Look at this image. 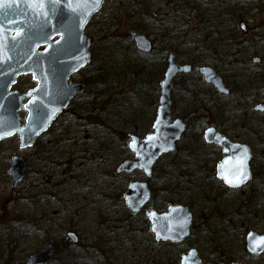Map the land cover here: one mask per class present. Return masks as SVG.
Masks as SVG:
<instances>
[{"label":"rangeland","instance_id":"374dc122","mask_svg":"<svg viewBox=\"0 0 264 264\" xmlns=\"http://www.w3.org/2000/svg\"><path fill=\"white\" fill-rule=\"evenodd\" d=\"M196 0H104L100 10L90 18L85 33L90 37V48L95 49V64L87 65L82 70L73 74L70 81L78 82L81 78L93 72L98 65H119L124 60L146 63L151 56H145L132 48L131 36L133 31L149 36L156 45H160L159 32L149 19L141 13L155 16L161 26L172 27V43L180 51L181 61L188 62L190 43L197 32L204 28L201 25L202 16L197 14L209 9L212 13L217 8L219 1H199V12L196 13ZM247 17L241 20L246 27L243 34H239L235 41L250 40L257 46V52L247 53L249 60L253 56L262 59L259 64H251L250 69L262 72L264 70V41L258 36H264V0H247ZM208 8H207V7ZM253 6H258L254 11ZM202 36L207 33L203 29ZM229 32L227 31L226 34ZM218 34L212 37L217 38ZM176 51V50H174ZM156 49L153 54H157ZM198 53V51H196ZM200 58L196 66L209 65L225 77L235 64L225 59L224 64L209 51H200ZM167 52H163L164 58ZM226 58V57H223ZM159 65L158 61H155ZM251 63V62H249ZM198 89L206 90L202 81H198V74L190 77ZM182 76L175 80L178 89ZM36 85L30 75L18 78L15 89L20 92L28 91ZM262 88L263 84L247 87ZM132 79L128 75L119 79L105 89L84 91L70 102L56 121L45 133L37 138L30 148L19 149L18 136L14 135L0 142V264H25V260L42 248L47 241H56L66 237V232L73 230L79 237H83L84 245L100 243L104 240L110 242L115 252L99 255L92 248L86 247L88 252L81 255L84 260L78 264H178L181 256L189 248L197 250L204 264H264V253L260 256H250L245 251V235L248 230L258 233L264 232V114L253 111V105L264 103V90L254 91L251 99L244 105L231 107L233 97L217 98L216 107L228 108L221 117L210 115L202 118L195 124H190L193 131L199 132L208 126H215L229 138L243 141L252 145L253 157L251 160L254 172H259L262 178H254L248 184L230 189L218 180L210 183L211 194L209 201L194 198L190 209L194 220L191 234L186 242L159 243L154 240L150 225H143V215H137L134 222L138 231L124 233L119 224L111 219L104 220L99 227L97 214L101 210L98 204L91 205L82 213L84 207L90 203L93 193L102 192L108 183V178L114 175L117 165L126 158H132V153L127 148L128 139H123L121 132H128L130 123L136 110L148 113L156 110L158 104L148 101L146 105L142 100H134L132 92ZM252 90L248 89L247 93ZM203 96L206 93L203 92ZM210 96V95H209ZM175 95H172L174 98ZM87 98V100H86ZM108 104L101 110L104 103ZM173 116H179L181 106L176 103ZM95 107L92 114L82 112L81 107ZM155 112V111H154ZM24 120L26 111H21ZM101 116V119H100ZM225 121V124H222ZM242 124H246L243 127ZM141 124H139L140 126ZM123 126L125 128H120ZM151 128L148 129V131ZM139 136L143 134L135 132ZM185 138L184 141H186ZM182 143V142H181ZM21 155L26 161L24 179L17 186L10 185L8 168L11 157ZM46 157L44 159H38ZM141 172L130 175V179H142ZM156 188L164 184H171L172 177L163 175L161 180H150ZM85 187L82 189L81 187ZM125 189V187H124ZM256 191L249 196L250 192ZM55 194L56 198L49 199L43 193ZM38 198H34V197ZM164 195L159 192L150 208L166 211L163 206ZM183 203H185L183 201ZM188 204V203H187ZM27 213H36L35 216L43 220L37 225V232L30 234L13 235V230L8 232L5 227H11L18 222V217ZM85 216L84 219H81ZM100 221L101 219L98 218ZM79 221L81 229L72 227V223ZM16 239L12 244H6V238ZM93 238V240L91 239ZM73 250L76 248L69 247ZM9 251H12L13 262H10ZM51 264H57L52 262Z\"/></svg>","mask_w":264,"mask_h":264},{"label":"water","instance_id":"95a60500","mask_svg":"<svg viewBox=\"0 0 264 264\" xmlns=\"http://www.w3.org/2000/svg\"><path fill=\"white\" fill-rule=\"evenodd\" d=\"M94 0H71L76 12L67 5L69 0H44L45 9L36 15L27 7V0H5V4L12 7H0V141L17 134L19 148H28L36 138L46 131L65 109L75 93L83 89V84L69 83L72 74L82 69L89 61L90 39L84 30L91 18L99 9ZM46 12V15L44 14ZM82 12L88 13L81 15ZM7 13V15H5ZM20 35H17V33ZM135 47L147 54L152 49V43L145 34L134 32ZM42 49H39V48ZM253 61H258L257 57ZM199 70L203 80L210 83L220 94L227 95L222 78L210 66H201ZM191 65L180 63L176 52L167 55V66L160 81L158 106L153 120V130L143 138L136 134L129 136V150L135 159H125L117 167L120 172L131 173L141 170L145 177H150L152 167L163 154L173 151L177 141L185 131L186 123L181 118L170 121L171 118V90L173 78L179 72L189 73ZM30 74L36 85L28 92L19 93L11 87L20 75ZM23 103L27 111L24 123L20 120L19 111ZM256 109H263L258 105ZM204 140L221 146L223 158L217 162L216 171H231L241 149L248 151L247 175L248 179L239 187L247 183L251 177L249 160L251 149L248 145L233 142L221 135L214 127L204 131ZM151 137L152 139H149ZM133 141H135L134 146ZM225 161L230 163L225 164ZM25 161L23 157L14 155L8 168L12 186L24 178ZM224 185L223 179L216 173ZM123 200L132 213H138L145 206L151 196V188L146 180H131L127 185ZM155 215H151V214ZM151 223V231L157 241L181 242L190 233L192 213L182 204L170 205L167 211L158 212L151 209L147 213ZM159 234L160 238H157ZM67 236L72 242L78 237L74 232ZM263 233L249 230L245 235V250L251 256L264 253V242L259 238ZM54 243L46 242L42 249L33 253L25 261L26 264H47L53 257ZM179 264H204L195 248H191L182 255ZM231 264H241L232 262Z\"/></svg>","mask_w":264,"mask_h":264},{"label":"trees","instance_id":"16d2710c","mask_svg":"<svg viewBox=\"0 0 264 264\" xmlns=\"http://www.w3.org/2000/svg\"><path fill=\"white\" fill-rule=\"evenodd\" d=\"M196 0V13L200 10L197 7L200 3ZM207 0H204V2ZM247 0H222L219 1V4L216 9H214L215 13H212L207 10L205 13L197 14L202 16L200 19L201 25L204 28L200 29L197 32L195 38L191 41L190 45L192 48L189 51L188 62L192 64L193 71L189 75H183L182 81L179 88H176L174 85L172 90V95L175 97L172 98V107L173 109L176 107V103L179 102L181 106V111L179 112V116L184 120L188 121V128L186 129L181 142L177 145L176 150L173 153L164 155L161 157L155 164L153 168V173L149 180H153L155 178V182L161 180L163 175L168 174L172 177L171 184H164L160 188L153 187L152 197L150 203L143 208L138 215H143V225H147L146 211L149 206L153 203L154 199L159 196V192H162L164 195V203L163 206H168L174 203H183L186 205H191L194 198H201L202 201L206 202L210 198L208 194H211V186L210 183L215 181V164L217 159L220 157V152L217 148H214L213 145H207L203 141L202 132H196L191 130L190 124H195L202 118H207L211 114H217L218 117L221 116V111L228 108H215L212 105L216 106L215 103L209 102L211 97H215V92L206 84L204 87L206 88L204 93L206 96H203L202 90L199 88L197 84L190 79L194 73L198 74V81H202L199 73L197 72L196 62L200 58V51H209V53L217 56V59L221 60L224 64L225 61L221 59V56L225 53V49L228 50V57L230 58V64H235L238 68L232 70V74L228 77L229 83L232 85L233 90H238L242 92L246 85L253 84L255 81L260 80L264 81V73H260L259 76H250V74L244 73L247 72L245 67L240 68V65H247V53L256 52L257 46L253 45L251 42H231L229 38V34H226L228 31L230 33L231 30L234 31V34H237L239 31V22L245 18L246 8L250 7L246 4ZM207 7V6H206ZM208 8V7H207ZM256 11L258 6L251 7ZM261 9V8H260ZM247 13V12H246ZM145 15L151 24L157 28L159 32V41L160 45L154 44L153 52L157 49L158 53L154 55H149L150 60L146 63H139L130 60H124L119 65H110L103 66L98 65L96 69L89 75L84 76L83 81L85 83L86 89L90 90H102V94L105 92L108 86H110L113 81L119 79L121 76L126 77L127 75L132 79V94L133 99L142 100L146 105L149 104L148 101L158 102L159 98V84L163 77V72L166 67V60L163 56V52H168L170 50L180 51L178 47H174L171 45L172 43V34H173V26L167 27L166 24L162 25L159 21H156L155 16L148 15L146 12L141 13ZM203 29L207 30V33L204 32L202 39L199 40V37L203 33ZM214 34H218L217 38L212 37ZM263 36V35H262ZM130 35H128V38ZM133 48V47H132ZM134 49V48H133ZM198 51V53H196ZM95 49H90V62L88 65L95 64L96 58ZM155 61L159 62V65L156 64ZM253 77V78H252ZM178 78V77H177ZM79 96V95H77ZM209 98V99H208ZM87 100V98H86ZM236 99L234 102H237ZM108 104V101L104 103V106L101 107V110H105L104 107ZM95 107H81L82 112H87V114H92ZM134 118L128 120L130 123V127L132 133L136 131L145 134L149 128L152 127V121L154 118L155 110L152 109L150 112V117H148V113H142V110H136ZM101 119V116H100ZM139 124H141L139 126ZM120 128H125L120 126ZM123 139H128L129 133H124ZM185 138H187L186 141ZM128 148V147H127ZM129 150V149H128ZM38 159L41 158V156ZM46 160V157L45 159ZM254 178H262V175L259 172H254ZM264 176V173H263ZM130 174L119 172L117 170L114 171V175L108 178V183L102 192L93 193L91 197L90 203H88L82 211L84 213L88 207L94 204H98V208L101 210L100 213L97 214L96 221L99 227L104 223V220L108 218L111 219L115 224H119L124 233H134V231H138V225L134 222V219L137 215H132L128 209L126 208L123 202V194L124 187L126 186L129 180ZM151 184V182H150ZM85 189V187H81ZM256 191L250 192V194H255ZM44 196H47L49 199L56 198L55 194H51L49 192L43 193ZM34 198H38L37 196ZM188 203V204H187ZM190 207V206H189ZM36 213H27L22 215V217H18V222L13 225L15 228L5 227V231L13 230V235H21V234H30L36 233L37 225L43 220L35 216ZM85 216H82L81 219H84ZM100 218L101 221L98 219ZM104 219V220H103ZM72 227L77 230H82L79 221L76 223H72ZM93 240V238H91ZM16 239L6 238V244H12ZM84 238L79 237V241L74 245L75 250L69 248L73 246V244L64 236L59 240H56L54 253L55 256L52 262H57V264H78L84 260L80 256L86 254L88 250L86 247L92 248L93 252H98L99 255L109 252H115L116 249L112 248L110 242L104 240L100 243L101 247H99L94 240V243L90 245H84ZM184 243L186 240L183 241ZM10 262H13L12 251L8 252ZM21 264V262H18Z\"/></svg>","mask_w":264,"mask_h":264},{"label":"snow or ice","instance_id":"6c2138e0","mask_svg":"<svg viewBox=\"0 0 264 264\" xmlns=\"http://www.w3.org/2000/svg\"><path fill=\"white\" fill-rule=\"evenodd\" d=\"M100 3V0H94V5L98 6ZM70 9H72L73 12H76V8L73 7L71 0H69V3L67 5ZM0 7H6L11 8V4H5V0H0ZM27 7L30 8L36 15H39L41 11L45 9V3L44 0H27ZM46 15V12L44 13ZM88 13L82 12L81 15H87ZM7 15V13H5ZM17 35H20L18 32ZM35 75H33V79H35ZM149 139H152L149 137ZM135 141H133L134 146ZM247 159H248V151L246 148L241 149V154L237 156L236 162L233 165L232 170L229 171H219L217 172V175L221 177L224 181V183L228 184L232 187H239L244 181L248 179L247 175ZM230 163V161H225V164ZM151 215H155L154 213ZM157 238L159 239L160 236L157 234ZM260 241L264 242V237L259 238Z\"/></svg>","mask_w":264,"mask_h":264},{"label":"flooded vegetation","instance_id":"af4514ba","mask_svg":"<svg viewBox=\"0 0 264 264\" xmlns=\"http://www.w3.org/2000/svg\"><path fill=\"white\" fill-rule=\"evenodd\" d=\"M229 38H231V36H229ZM223 57H228V50H227V48L225 49V53L221 56V59L223 60V61H225V59L226 58H223ZM228 60H230V58H228ZM221 61V60H220ZM260 62V60H258V61H256L255 63H259ZM248 65H246V67H247ZM232 72V71H231ZM200 73V72H199ZM244 73H246V72H244ZM260 73L261 72H254V73H247V74H250V76L252 75V76H259L260 75ZM189 74H191V73H189ZM188 74V75H189ZM232 73H229L228 75H226L225 77H222L220 74V76H221V78H222V80L224 81V84H225V87L229 90V93L227 94V96L226 97H223V98H225V99H229V98H232L233 96V94L235 95V97H233V100H232V104L235 106V107H238V106H244L250 99H251V97H252V94L254 93V91H258V89L259 90H264V81H260V80H257V81H255V83L253 82V84H249V86H252V85H255V84H258V83H260V84H263V87L261 88H258V87H253V88H250V87H247V85L245 86V88L243 89V91L242 92H239L238 90H233V87H232V85L229 83V80H228V77L231 75ZM181 75V74H180ZM179 75V76H180ZM84 78V77H83ZM83 78H81L80 80H79V82H81L82 84H83V92L84 91H88L87 89H86V86H85V83H84V81H83ZM253 78V77H252ZM175 82V81H174ZM209 87L215 92V94H216V96L215 97H220V95H218V93H217V91L211 86V85H209ZM248 89H251L252 90V92L251 93H247V90ZM215 97H211V94H210V96H209V98H210V100H209V102H211V103H215V101H216V98ZM208 98V99H209ZM236 99H238V101L237 102H234ZM258 105H261V106H263V109L262 110H260V109H256V106H258ZM212 107H215V108H219V107H216V106H214V105H212ZM220 109V108H219ZM253 111H255V112H258V113H261V114H264V103H256V104H254L253 105ZM217 114H219V112L218 113H214V114H211V115H213V116H217ZM223 115V112L221 111V116ZM220 116V117H221ZM218 117V116H217ZM263 123H264V121H263ZM222 124H225V121H222ZM242 126L243 127H246V124H242ZM214 128L218 131V132H220L222 135H224L225 137H227L229 140H231V141H233V142H238V143H243V144H246V145H248L249 147H250V149H251V155H253V146L252 145H250V144H248V143H245V142H243V141H239V140H236V139H233V138H229L228 136H226L225 134H223L220 130H218L215 126H214ZM205 144H207V143H205ZM207 145H211V144H207ZM214 146V148H217L218 150H219V152H220V158H222L223 157V154H222V152H221V148L220 147H218V146H215V145H213ZM250 167H251V174H252V177H251V180L250 181H252L253 179H254V177H255V174H254V171H253V169H252V164H250ZM221 183V182H220Z\"/></svg>","mask_w":264,"mask_h":264},{"label":"bare ground","instance_id":"6f19581e","mask_svg":"<svg viewBox=\"0 0 264 264\" xmlns=\"http://www.w3.org/2000/svg\"><path fill=\"white\" fill-rule=\"evenodd\" d=\"M176 85L175 83L173 84V86Z\"/></svg>","mask_w":264,"mask_h":264}]
</instances>
